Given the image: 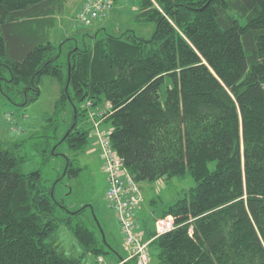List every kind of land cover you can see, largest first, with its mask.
Here are the masks:
<instances>
[{
	"label": "trees",
	"instance_id": "1",
	"mask_svg": "<svg viewBox=\"0 0 264 264\" xmlns=\"http://www.w3.org/2000/svg\"><path fill=\"white\" fill-rule=\"evenodd\" d=\"M67 1L0 0V93L27 105L43 79H58L56 108L67 101L76 117L58 143L84 153L91 132L80 105L103 104L111 147L137 184L194 182L141 220L148 264H264V0H138L135 20L154 25L151 36L68 45L64 74L57 60L73 38L55 47L50 30ZM23 147L0 140V264L123 261L99 221L88 225L87 205L70 211L41 169L24 171ZM79 170L67 159L65 175ZM164 216L173 227L156 235ZM61 228L76 241L68 249Z\"/></svg>",
	"mask_w": 264,
	"mask_h": 264
},
{
	"label": "rangeland",
	"instance_id": "2",
	"mask_svg": "<svg viewBox=\"0 0 264 264\" xmlns=\"http://www.w3.org/2000/svg\"><path fill=\"white\" fill-rule=\"evenodd\" d=\"M84 1L68 0L64 3L60 12L55 15V25L50 30L51 41L55 47L65 37L73 38L64 43L63 52L57 60L63 66L64 74L67 72V47L75 43L83 47L85 43L90 44L93 41V36L97 35V38H101L106 33L120 35L126 31L130 34L133 32L137 37L149 38L154 30V25L135 20L138 0H116L105 18L97 20L94 25H83L78 21V17ZM60 87L61 83L58 79L46 77L39 85L38 97L27 105H21V101L15 99L12 93L7 94L13 101L0 93V140L9 143L21 140L28 156L23 164L24 171L41 169L46 184L55 186L56 200L64 203L70 211L87 205L85 217H88V225L95 223L96 220L99 221L106 240L123 256V235L120 232V224L114 219L113 211L107 206L106 174L102 166L98 137L95 134V131L108 127L102 124L105 107L103 104L90 102L80 105V108L86 111L84 120L87 122L85 126L89 127L91 132V142L84 153L74 155L64 142L58 143L68 130L71 120L76 119L69 102L65 101L60 110L56 108ZM42 146H48V160L45 162H42L40 157ZM91 148L96 150L89 151ZM73 158L80 168L76 177L65 175L64 171L67 159ZM191 185H194V182L190 178L179 180L176 177L170 180L161 178L151 183L139 182L138 186L144 200L140 219L147 221L153 214L159 215L165 205L182 197L184 188ZM152 200L154 202H151ZM57 237L67 249L76 243L63 228L58 231ZM146 242L148 241L142 239V243ZM112 256L111 254L106 258Z\"/></svg>",
	"mask_w": 264,
	"mask_h": 264
},
{
	"label": "built area",
	"instance_id": "3",
	"mask_svg": "<svg viewBox=\"0 0 264 264\" xmlns=\"http://www.w3.org/2000/svg\"><path fill=\"white\" fill-rule=\"evenodd\" d=\"M111 7V0H85L78 21L83 25H90L97 18H101ZM110 130L95 131L100 146L102 166L106 174L105 198L120 224L123 235L122 253L124 261L136 259V264H148V243H142V235L136 231L134 210L143 201L138 184L123 167L122 159L114 152L109 141ZM173 227V218L164 216L156 220L155 234L160 235L170 231ZM100 260V259H99Z\"/></svg>",
	"mask_w": 264,
	"mask_h": 264
},
{
	"label": "crops",
	"instance_id": "4",
	"mask_svg": "<svg viewBox=\"0 0 264 264\" xmlns=\"http://www.w3.org/2000/svg\"><path fill=\"white\" fill-rule=\"evenodd\" d=\"M93 150H96V149H94V148H91V149H89V151H93ZM95 153H97L96 151H95ZM106 191V190H105ZM142 207H143V204H142ZM141 207V208H142ZM141 210L142 209H140V211L137 213L138 214V216H137V219H136V231H138L139 233H142L143 232V230H142V226H141V223H142V221H141V219H140V213H141ZM114 219H116V217L114 218ZM116 221V220H115ZM116 223H117V221H116ZM118 225V224H117ZM117 228H118V226H117ZM118 232H119V228H118ZM119 234H120V232H119ZM121 235V234H120ZM142 239H144V235L142 234ZM122 241V240H121ZM145 241V240H144ZM123 256H125V254L123 253ZM121 263H123L122 261L119 263V264H121Z\"/></svg>",
	"mask_w": 264,
	"mask_h": 264
}]
</instances>
